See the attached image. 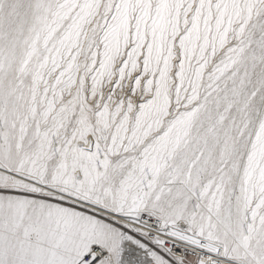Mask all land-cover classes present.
Segmentation results:
<instances>
[{
	"label": "snow or ice",
	"instance_id": "1",
	"mask_svg": "<svg viewBox=\"0 0 264 264\" xmlns=\"http://www.w3.org/2000/svg\"><path fill=\"white\" fill-rule=\"evenodd\" d=\"M0 264H264V0H0Z\"/></svg>",
	"mask_w": 264,
	"mask_h": 264
}]
</instances>
